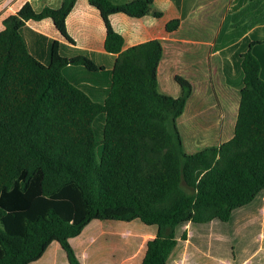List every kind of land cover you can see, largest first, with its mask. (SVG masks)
<instances>
[{
  "label": "trees",
  "instance_id": "obj_1",
  "mask_svg": "<svg viewBox=\"0 0 264 264\" xmlns=\"http://www.w3.org/2000/svg\"><path fill=\"white\" fill-rule=\"evenodd\" d=\"M76 1L41 10L27 1L0 31V264L43 262L54 245L57 264H85L76 241L102 221L139 219L155 232L141 264H169L187 224L190 244L231 233V219L264 196V26L221 51L241 95L234 135L189 153L177 119L192 83L176 75L181 94L162 93L161 40L123 49L109 19L160 16L153 0H89L105 21L106 50L117 53L111 62L75 45L67 17ZM46 17L69 42L41 34L47 54L26 35L28 20Z\"/></svg>",
  "mask_w": 264,
  "mask_h": 264
},
{
  "label": "crops",
  "instance_id": "obj_2",
  "mask_svg": "<svg viewBox=\"0 0 264 264\" xmlns=\"http://www.w3.org/2000/svg\"><path fill=\"white\" fill-rule=\"evenodd\" d=\"M27 1L36 10L45 6L59 7L62 3V0H0V31L5 27L4 19ZM111 1L124 3L129 0ZM153 7L161 11L160 16L153 12L139 17L125 12L109 15L113 28L124 37L123 49L160 39L163 53L157 69L159 90L179 96L181 86L176 75L190 80L193 91L179 117L184 116V121L191 123L214 113L216 117L212 119L217 124L213 128H203V135L210 143L207 146L230 139L234 135L241 95L239 88L225 79L221 51L255 27L264 26V0H153ZM178 17H181L178 27L168 30L167 23ZM27 23L33 29L26 35L35 52H48L50 40L41 34L69 43L51 17L30 19ZM67 29L75 45L93 52L98 60L111 62L117 55L106 50L105 21L89 0L76 1L67 17ZM39 40L44 43L40 44ZM234 76L240 82L238 70L234 71ZM225 118L230 121L228 129L223 127ZM181 136L185 147L182 132ZM188 145L192 147L194 143L189 141ZM259 201L261 205L257 204V208L250 207L242 216L231 219V233L211 234L206 246L190 244L193 231L187 224L185 242L173 250L169 264H264V196L256 202ZM131 227L121 220L102 221L85 229L76 241L83 250L85 264H141L146 241L156 234L144 227ZM58 251V245H54L43 262L33 264H57Z\"/></svg>",
  "mask_w": 264,
  "mask_h": 264
},
{
  "label": "rangeland",
  "instance_id": "obj_3",
  "mask_svg": "<svg viewBox=\"0 0 264 264\" xmlns=\"http://www.w3.org/2000/svg\"><path fill=\"white\" fill-rule=\"evenodd\" d=\"M199 107L201 108V106ZM214 117L216 116H214V113H213L212 115H210V117L205 116V119L203 117V118L198 119L197 121H192L191 123L190 122L187 123L186 121H184V116L179 117L180 119H178V126L186 142V146L184 147L185 151H188V150H190L191 152L197 151L199 149L205 148L207 145L210 144L208 143L205 135H203V128H205V126L213 128L212 126H215L217 124L215 119L214 120L212 119ZM229 122L230 121H228L227 118H225L223 122V125H224L223 127L225 128L227 127L228 129V127L230 126ZM219 125H221L220 122H219ZM189 141L193 142L194 146L189 147L188 145ZM125 222H128L132 226L131 228H139L141 226H147L143 224L141 221H139V219L134 220V221H125ZM138 222L140 224L137 225ZM144 228H148V227H144Z\"/></svg>",
  "mask_w": 264,
  "mask_h": 264
}]
</instances>
